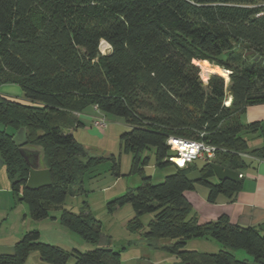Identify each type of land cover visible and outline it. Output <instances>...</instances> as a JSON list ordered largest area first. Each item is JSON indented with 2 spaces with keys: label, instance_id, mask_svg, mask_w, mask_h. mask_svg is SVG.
Here are the masks:
<instances>
[{
  "label": "trees",
  "instance_id": "obj_1",
  "mask_svg": "<svg viewBox=\"0 0 264 264\" xmlns=\"http://www.w3.org/2000/svg\"><path fill=\"white\" fill-rule=\"evenodd\" d=\"M257 56L264 58L258 0H0V88L16 85L30 103L0 93V158L12 192L33 220L81 193L93 159L85 160V147L68 131L82 125L74 115L91 107L131 126L121 135V150L134 156L133 171L148 164L142 158L150 149L159 167L174 166L167 141L175 137L216 147L212 163L241 174L248 167L244 154L264 158V146L250 151L245 138H263L262 122L240 120L247 107L264 104V64ZM202 62L229 71L228 83L218 74L203 82ZM21 128L26 147L51 170V186L26 189L30 166L13 141ZM174 167L163 183L146 180L117 201L131 205L138 228L141 217L154 215L146 238L168 240L163 249L185 264H264V229L234 225L227 216L201 223L185 196L195 188L186 174L197 167ZM200 173L210 203L233 199L243 185V178L212 183L208 163ZM60 218L96 246L77 252L75 264H121L110 246H99L101 227L86 204L78 215L63 209ZM207 237L223 247L218 254L185 250L189 240ZM14 246L16 255L0 256V264H25L32 251L46 264H70L63 250L40 242L38 231ZM238 250L251 260L239 261Z\"/></svg>",
  "mask_w": 264,
  "mask_h": 264
},
{
  "label": "rangeland",
  "instance_id": "obj_2",
  "mask_svg": "<svg viewBox=\"0 0 264 264\" xmlns=\"http://www.w3.org/2000/svg\"><path fill=\"white\" fill-rule=\"evenodd\" d=\"M258 2L264 4V0ZM109 51V46L102 43V54H107ZM209 76L210 73L204 74L201 68L203 82L206 83ZM224 79L228 83V80ZM19 88L17 90L21 89ZM101 117L105 118L107 123L103 130L94 124ZM79 120L82 125L71 133L76 141L85 147L87 152L85 160L93 159V162L82 176L81 193L69 195L62 209L52 210L48 218L42 220L31 218L27 204L18 201L19 196L12 192L6 167L0 168V246L4 243L15 244L27 233L38 231L40 242L63 250L69 255V263L75 264L77 252L92 251L96 246L65 227L60 217L63 209L78 215L86 204L90 216L100 225L106 243L110 241L109 246L119 254L121 264H185L176 255L163 249V246L169 243L168 240L146 238L145 234L154 219L153 214L141 217L139 220L142 227L138 228L139 226L132 222L135 213L131 205L117 204V201L130 190L142 186L146 180L153 185L163 183L167 176L175 173V167H159L156 163L155 151L150 149L143 153L142 158L148 157V164L140 165L138 170L133 171L134 156L121 150V135L132 129L123 118L97 112L91 107L79 116ZM4 129L5 127L0 124V131ZM245 138L248 139L250 151L264 146L261 135L246 134ZM194 164L201 168L207 163L198 160ZM210 181L217 183L215 177ZM202 192L208 194L209 190L206 186L195 183V189L189 193L201 196ZM194 205L197 207V204ZM195 213L193 209L191 215ZM222 249L220 243L207 237L189 240L185 250L199 254H218ZM235 256L242 262L251 260L244 250L236 251ZM25 264L46 263L42 261L37 251H32Z\"/></svg>",
  "mask_w": 264,
  "mask_h": 264
},
{
  "label": "crops",
  "instance_id": "obj_3",
  "mask_svg": "<svg viewBox=\"0 0 264 264\" xmlns=\"http://www.w3.org/2000/svg\"><path fill=\"white\" fill-rule=\"evenodd\" d=\"M17 88L19 87L16 85H5L0 88V93L23 104H30L25 99L23 91L20 88V90H17ZM80 115L82 114L76 115L78 123H81L79 120ZM240 120L244 125L254 122L263 123L264 104L247 107L245 113L241 115ZM79 127L76 126L68 132L71 133ZM245 159L247 160L248 167L241 171L243 185L233 199L230 200L225 196H219L216 203H210L207 192H202L201 196L189 193L190 191L185 193L186 199L196 211L194 216L201 223L216 221L222 216H227L234 225L244 228L262 227L264 229V162H261L260 158L250 155L245 157ZM194 204H197V207ZM15 244L4 243L1 245L14 246Z\"/></svg>",
  "mask_w": 264,
  "mask_h": 264
},
{
  "label": "water",
  "instance_id": "obj_4",
  "mask_svg": "<svg viewBox=\"0 0 264 264\" xmlns=\"http://www.w3.org/2000/svg\"><path fill=\"white\" fill-rule=\"evenodd\" d=\"M255 61L264 64V58L255 57ZM261 132L264 139V122L261 124ZM14 143L20 148V153L25 159V161L30 166L29 177L26 183V189L38 190L40 188L48 187L52 185V175L51 170L43 167L40 161V156L38 151L35 149H30L26 147L28 140L24 128H21L13 137ZM4 166L3 160L0 158V168ZM210 167L214 172V176L218 182H223L226 180L233 181L235 183L240 182V174L238 172L224 169L218 165L210 163ZM202 176L200 173V168H195L188 174H186V179L191 183H198ZM110 241L106 243V237L100 236L99 246L105 247L109 246ZM16 255L15 246H0V256L13 257Z\"/></svg>",
  "mask_w": 264,
  "mask_h": 264
},
{
  "label": "built area",
  "instance_id": "obj_5",
  "mask_svg": "<svg viewBox=\"0 0 264 264\" xmlns=\"http://www.w3.org/2000/svg\"><path fill=\"white\" fill-rule=\"evenodd\" d=\"M230 101L226 103L229 105ZM94 110L100 112L97 107ZM95 126L99 129H105L107 126L105 118H98L94 122ZM170 149L175 152V155L169 158V161L179 168H185L189 165H193L198 160H203L210 164L213 162L216 156L217 148L207 144L202 140H185L181 138L170 137L167 141ZM243 157H248L244 154ZM264 162V158L259 159ZM243 175L240 174V179Z\"/></svg>",
  "mask_w": 264,
  "mask_h": 264
},
{
  "label": "bare ground",
  "instance_id": "obj_6",
  "mask_svg": "<svg viewBox=\"0 0 264 264\" xmlns=\"http://www.w3.org/2000/svg\"><path fill=\"white\" fill-rule=\"evenodd\" d=\"M199 66L202 68L204 74H218L227 80L229 79V71L223 70L219 66H212L204 62L200 63Z\"/></svg>",
  "mask_w": 264,
  "mask_h": 264
},
{
  "label": "flooded vegetation",
  "instance_id": "obj_7",
  "mask_svg": "<svg viewBox=\"0 0 264 264\" xmlns=\"http://www.w3.org/2000/svg\"><path fill=\"white\" fill-rule=\"evenodd\" d=\"M194 166H196L195 164H194ZM197 167V166H196ZM198 168V167H197Z\"/></svg>",
  "mask_w": 264,
  "mask_h": 264
}]
</instances>
